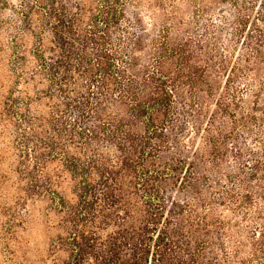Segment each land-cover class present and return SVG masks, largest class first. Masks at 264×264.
Returning a JSON list of instances; mask_svg holds the SVG:
<instances>
[{
  "label": "trees",
  "instance_id": "1",
  "mask_svg": "<svg viewBox=\"0 0 264 264\" xmlns=\"http://www.w3.org/2000/svg\"><path fill=\"white\" fill-rule=\"evenodd\" d=\"M0 264H264V0H0Z\"/></svg>",
  "mask_w": 264,
  "mask_h": 264
}]
</instances>
